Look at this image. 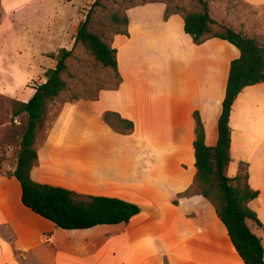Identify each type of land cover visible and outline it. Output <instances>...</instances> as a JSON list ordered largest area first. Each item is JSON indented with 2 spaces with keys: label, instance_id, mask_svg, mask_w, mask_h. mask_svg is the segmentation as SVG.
<instances>
[{
  "label": "crops",
  "instance_id": "obj_1",
  "mask_svg": "<svg viewBox=\"0 0 264 264\" xmlns=\"http://www.w3.org/2000/svg\"><path fill=\"white\" fill-rule=\"evenodd\" d=\"M32 2L3 0L1 6L13 13ZM166 9L162 2L127 9L128 35L112 39L118 88L101 89L97 100L66 102L54 117L50 111L31 171L37 183L121 199L142 212L127 224L57 228L22 203L19 181L6 176L16 166L7 163L0 168V264H245L211 202L179 196L197 173L194 113L204 124L205 144L215 147L231 63L240 51L220 38L195 44L183 16L165 19ZM77 20L76 31L84 16ZM34 93L35 87H21L6 95L25 103ZM106 112L132 122V133L114 131L103 121ZM229 124L227 174L236 177L247 166L248 183L259 192L249 207L264 225V83L241 91ZM248 224L264 246V230Z\"/></svg>",
  "mask_w": 264,
  "mask_h": 264
},
{
  "label": "trees",
  "instance_id": "obj_2",
  "mask_svg": "<svg viewBox=\"0 0 264 264\" xmlns=\"http://www.w3.org/2000/svg\"><path fill=\"white\" fill-rule=\"evenodd\" d=\"M1 1V0H0ZM101 0H96L79 24L75 35L74 47L81 44L104 68L114 71L117 83L121 81L117 50L112 47L114 35H128L127 9L141 4L128 6L123 11L112 12L107 20L114 27L111 39L106 40L91 29L95 9ZM202 9L194 12H183L167 5L165 19L173 14L183 16L184 29L197 45L211 38H220L233 44L240 51V57L231 63L226 96L218 121V142L215 147L205 144V128L198 112L194 113L196 121V140L194 141L197 173L191 187L180 197L200 195L211 202L217 215L228 230L231 242L244 260L245 264H264V246L261 239L252 232L249 221L264 230V225L249 203L259 196L248 183L247 166L241 165V172L236 177H229L227 170L231 162V127L230 116L233 104L241 91L259 83H264V45L256 37H249L232 27L220 26L222 31L215 30L218 23L212 18L208 3L197 0ZM73 49L62 48L57 54L50 53L49 58L56 61L54 68L45 72L46 82L35 87V93L29 101H16L14 117L25 115L26 125L21 132V148H25L21 165L14 172H7V177H15L22 188V203L36 214L51 221L57 228L66 230H84L99 225H116L129 223L142 212V208L131 202L117 198L88 196L77 192L35 182L31 171L37 164L35 148L38 135L44 126L47 107L68 91V84L63 74L68 71L67 61ZM82 99L75 96L68 102ZM98 99V94L92 98ZM103 121L120 134H130L134 129L132 122L123 119L119 114L106 112Z\"/></svg>",
  "mask_w": 264,
  "mask_h": 264
},
{
  "label": "rangeland",
  "instance_id": "obj_3",
  "mask_svg": "<svg viewBox=\"0 0 264 264\" xmlns=\"http://www.w3.org/2000/svg\"><path fill=\"white\" fill-rule=\"evenodd\" d=\"M3 0L0 1V168L9 163L17 165L21 151V132L26 125L25 115L14 117L16 101L6 94L14 90L33 88L42 82L45 71L54 68L56 61L49 59L50 53L57 54L60 49H73L67 61L68 71L63 78L68 91L52 102L46 109L52 116L62 104L80 98H92L103 88H113L117 78L113 70L104 68L81 45L74 47L77 15L85 16L96 0H33L30 7L7 12ZM9 0H5L7 3ZM212 18L220 26L232 27L246 36L256 37L264 45V7L262 0L247 4L243 0H205ZM48 8L44 9L45 3ZM162 2L172 9L194 12L202 9L197 0H101L96 7L91 29L102 38L109 40L114 27L108 16L115 11H123L128 6ZM3 7V8H2ZM60 8L55 15L53 8ZM76 13V14H75ZM60 23H57L58 20ZM60 38V40H59ZM60 41V42H59ZM31 72H34L31 74ZM17 95L24 96L22 90ZM44 128V126H43ZM43 130V129H42ZM254 229V228H253Z\"/></svg>",
  "mask_w": 264,
  "mask_h": 264
},
{
  "label": "water",
  "instance_id": "obj_4",
  "mask_svg": "<svg viewBox=\"0 0 264 264\" xmlns=\"http://www.w3.org/2000/svg\"><path fill=\"white\" fill-rule=\"evenodd\" d=\"M24 153H25V148L22 147V148H21V154H20V156H19V162H18L19 165H21L22 157H23Z\"/></svg>",
  "mask_w": 264,
  "mask_h": 264
}]
</instances>
